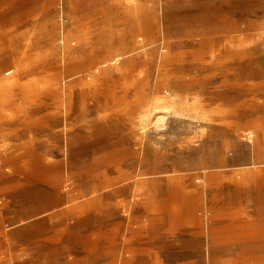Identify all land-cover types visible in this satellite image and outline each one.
I'll return each mask as SVG.
<instances>
[{"label":"rangeland","instance_id":"rangeland-1","mask_svg":"<svg viewBox=\"0 0 264 264\" xmlns=\"http://www.w3.org/2000/svg\"><path fill=\"white\" fill-rule=\"evenodd\" d=\"M214 23L240 25V34L214 33ZM250 60L264 61V0H0V238L16 219H32L18 216L32 188L68 196L62 211L72 219L95 197L133 187L113 201L126 218L150 180L206 192L235 162L262 165L250 160L264 156V86L256 127L248 116L235 121L240 107L204 102L206 81L220 82L213 95L230 96L234 65L248 75ZM28 109L56 124L44 133L66 143L67 161L26 160L20 134L29 132L17 125ZM80 145L73 153L82 159L70 156ZM95 153L102 157L89 160ZM14 257L0 254V264H18Z\"/></svg>","mask_w":264,"mask_h":264},{"label":"crops","instance_id":"crops-1","mask_svg":"<svg viewBox=\"0 0 264 264\" xmlns=\"http://www.w3.org/2000/svg\"><path fill=\"white\" fill-rule=\"evenodd\" d=\"M18 1L44 2L1 0V3ZM36 16L40 14L32 18ZM3 27L12 28L5 24ZM209 30L217 34L228 31L240 34L241 28L235 23L233 27L214 23ZM249 63L254 69L248 75L241 74L238 63L234 65L237 71L233 83L237 87L230 96L213 95L220 82L206 81L204 102L209 110L232 108L236 112L240 107L235 121L242 123V118L248 116L245 120L256 127L262 121L258 117V103L259 85L264 86V61L259 66L256 60ZM208 67L210 71L212 67ZM242 83L249 84L246 90L242 89ZM260 98L264 102V96ZM243 99L248 110L244 113L241 111ZM28 110L26 122L17 125L29 132L20 134L27 140L23 146L29 157L26 160L39 161L42 157V161H58L64 157L67 161L66 143L56 144L53 140L58 135L44 133L52 128L57 130L56 124L44 117L43 112L32 114L33 109ZM91 127L99 126L92 124ZM82 147H73L70 156L82 159L80 154L73 153L76 149L82 152ZM90 157L89 160H98L102 155L95 153ZM250 162L262 165L241 166L235 162L228 171L214 174L218 181L212 191L205 192L195 185L163 188L161 180H150L140 188L138 200L130 204L126 218L113 201L118 196H132L133 187L99 196L106 203L95 197L85 217L72 219H67L62 211L68 196L34 188L26 190L25 208L18 216L32 219L24 223L16 219L10 225L6 237L0 238V254L10 253L19 260L18 264H264V156L252 158ZM77 191L68 193L74 197Z\"/></svg>","mask_w":264,"mask_h":264},{"label":"built area","instance_id":"built-area-1","mask_svg":"<svg viewBox=\"0 0 264 264\" xmlns=\"http://www.w3.org/2000/svg\"><path fill=\"white\" fill-rule=\"evenodd\" d=\"M58 19H59L60 25H61V29L59 30V35H60V38L62 39L61 42L63 43L65 32H64V29L62 31V25H63V21L65 20V18H64V16L60 15Z\"/></svg>","mask_w":264,"mask_h":264}]
</instances>
